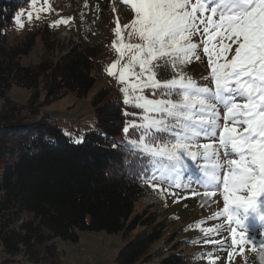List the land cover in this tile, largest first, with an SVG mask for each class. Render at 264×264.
<instances>
[{
	"label": "snow or ice",
	"instance_id": "6c2138e0",
	"mask_svg": "<svg viewBox=\"0 0 264 264\" xmlns=\"http://www.w3.org/2000/svg\"><path fill=\"white\" fill-rule=\"evenodd\" d=\"M123 2L134 13L124 28L137 42L124 43L117 25L112 47L120 59L108 74L119 70L124 103L139 110L125 112L137 118L123 129L126 159L139 161L138 175L147 182L160 173L159 181L187 179L207 197L222 190L217 215L225 218L233 247L257 225L264 235V0ZM201 45L208 84L183 72L200 59Z\"/></svg>",
	"mask_w": 264,
	"mask_h": 264
},
{
	"label": "trees",
	"instance_id": "16d2710c",
	"mask_svg": "<svg viewBox=\"0 0 264 264\" xmlns=\"http://www.w3.org/2000/svg\"><path fill=\"white\" fill-rule=\"evenodd\" d=\"M29 2L0 0V247L5 262L20 257L28 264H60L57 238L75 241L83 231L125 234L141 225L146 231L128 241L116 264H200L201 251H185L192 239L176 241L170 255L168 249L151 253L170 219L133 215L155 184L140 178L139 161L126 159L123 129L135 117L125 112L139 110L101 89L91 102L95 128L78 142L64 132L61 120L40 114L68 93L86 97L102 73L97 58L104 44L77 43L59 55L58 30L48 24L16 37L14 17ZM84 21L77 22L73 36L91 35ZM38 43L39 61L24 64ZM13 87L31 93L27 106L9 98Z\"/></svg>",
	"mask_w": 264,
	"mask_h": 264
},
{
	"label": "rangeland",
	"instance_id": "374dc122",
	"mask_svg": "<svg viewBox=\"0 0 264 264\" xmlns=\"http://www.w3.org/2000/svg\"><path fill=\"white\" fill-rule=\"evenodd\" d=\"M119 2H123V0H79L76 3L75 0H36L34 5L29 2L17 12V14L22 12L19 24L16 23L17 14L14 17L16 37H22L28 30L43 24L57 29L56 40L63 47V50L59 51V55L77 46V43L91 45L101 41L104 44L103 51L97 58L102 73L86 97L77 98L73 93H68L64 98L43 107L40 111L42 115L61 120L60 124L64 132L74 138L76 142L81 140L83 133L95 128V110L91 102L98 91L107 89L110 96L119 94L123 100L125 99L124 93L121 91L125 85L118 82L119 70L116 75L108 74L110 65L120 59L112 47L113 42L117 40L114 34L117 25L120 26L124 43H135L137 39L134 36L129 38L128 34L131 28H124V25L130 24L134 13L127 3L123 2L128 8ZM90 7L92 12L100 16L94 23H89L87 20L93 16ZM28 12L32 13L31 20L28 19ZM119 14L120 16H118ZM64 20H67L68 23H63ZM83 20H87V25L91 27L92 39L88 36L79 38L68 31L72 27V23L83 22ZM193 39L199 41L200 37L194 36ZM41 54L42 48L38 43L29 57L24 58L22 62L24 64L36 63ZM199 56V60L193 58L190 63L183 66V72L201 84H208L209 81L202 79L209 76L211 71L208 66V57L203 53V45L200 46ZM228 58L230 59L231 56L229 55ZM126 59L127 57H125ZM145 94L147 95V90H145ZM30 95L29 91L18 87L11 88L8 93L13 102L23 107L28 105ZM220 111L223 115L224 110ZM135 119L137 118L135 117ZM192 150L196 151L197 149ZM191 163L189 162L190 166ZM196 163L202 164L203 162L197 158ZM205 190L204 187L187 179L167 182L155 180V184L153 187L150 186L148 194L137 202L133 212V215L155 213L159 220L170 219L162 238L151 246V253L158 254L159 250L168 249L166 253L170 255L171 247L176 241L192 239L189 241L190 247L185 251H201L204 258L200 264H264V243H262L264 235H261L259 226L257 225L251 232L245 234L244 242L233 247L231 235L227 231V222L223 216L218 217L217 215L223 209L222 190L211 197L203 194ZM208 229H212V231H207ZM145 231L146 229L141 225L125 234L109 235L104 231H83L78 233V239L75 241L57 238L54 242L60 256V264H116L118 252L128 241ZM250 236L253 239H249ZM207 241H219V243ZM229 252H231V256H229ZM5 259L0 247V264H28L20 257L15 258L12 262H5Z\"/></svg>",
	"mask_w": 264,
	"mask_h": 264
},
{
	"label": "bare ground",
	"instance_id": "6f19581e",
	"mask_svg": "<svg viewBox=\"0 0 264 264\" xmlns=\"http://www.w3.org/2000/svg\"><path fill=\"white\" fill-rule=\"evenodd\" d=\"M74 3V2H73ZM72 6V5H71ZM120 6V5H119ZM94 32V31H93ZM92 35H93V33H92ZM88 38V37H87ZM94 38V37H93ZM92 39V38H91ZM87 42V41H86Z\"/></svg>",
	"mask_w": 264,
	"mask_h": 264
}]
</instances>
